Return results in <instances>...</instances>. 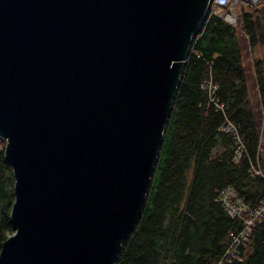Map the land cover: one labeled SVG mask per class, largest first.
<instances>
[{
    "label": "water",
    "instance_id": "1",
    "mask_svg": "<svg viewBox=\"0 0 264 264\" xmlns=\"http://www.w3.org/2000/svg\"><path fill=\"white\" fill-rule=\"evenodd\" d=\"M212 0H0V264H115Z\"/></svg>",
    "mask_w": 264,
    "mask_h": 264
},
{
    "label": "trees",
    "instance_id": "2",
    "mask_svg": "<svg viewBox=\"0 0 264 264\" xmlns=\"http://www.w3.org/2000/svg\"><path fill=\"white\" fill-rule=\"evenodd\" d=\"M208 14L193 38L142 217L124 241L115 264H215L244 227L217 202L231 187L251 210L264 204V4L244 10L237 25ZM252 9V10H250ZM260 48L252 61L259 99L252 101L245 54ZM216 86L210 101L205 81ZM245 147L236 158L233 136L220 130L226 120ZM0 139V250L14 233L11 208L14 175ZM240 260L264 264V216L255 220Z\"/></svg>",
    "mask_w": 264,
    "mask_h": 264
},
{
    "label": "built area",
    "instance_id": "3",
    "mask_svg": "<svg viewBox=\"0 0 264 264\" xmlns=\"http://www.w3.org/2000/svg\"><path fill=\"white\" fill-rule=\"evenodd\" d=\"M238 4H242L243 6L247 7H257L261 4H264V0H214L212 13L223 18L227 23L231 25H237L238 18L233 11L234 7ZM204 85L209 89L210 101L215 102L213 93L216 89V86L212 84L211 80L205 81ZM220 130L233 136L237 147L235 151L236 158L240 159V157L244 154L245 147L235 125L227 119ZM250 170L253 176H264L263 170L259 165H252ZM217 202L221 204V207L232 218H244L243 230L237 235H232V243L224 252L222 258L215 263L229 264L232 259L240 260V251H238V247L247 244L251 231L254 227L255 220H258L264 216V204L256 210H251L231 187H225L219 191Z\"/></svg>",
    "mask_w": 264,
    "mask_h": 264
},
{
    "label": "rangeland",
    "instance_id": "4",
    "mask_svg": "<svg viewBox=\"0 0 264 264\" xmlns=\"http://www.w3.org/2000/svg\"><path fill=\"white\" fill-rule=\"evenodd\" d=\"M248 8L250 7H247V6H243L242 4H238L234 7V14L237 15V20H239L240 22V17L242 15V13L244 12V10H249ZM252 10V9H250ZM245 62L248 66V74H249V85H250V88H251V91H252V101L253 102H256L258 101L259 99V96H258V88H257V83H256V80H255V77H254V70H253V67H252V61L255 57H258L261 55L260 53V48H256L254 51H249L245 54ZM261 106H263V109H264V103H260ZM2 140V139H1ZM3 142L6 143L5 140H3ZM15 182V181H14ZM14 189V188H13ZM12 210V208H11ZM13 235V234H11Z\"/></svg>",
    "mask_w": 264,
    "mask_h": 264
},
{
    "label": "crops",
    "instance_id": "5",
    "mask_svg": "<svg viewBox=\"0 0 264 264\" xmlns=\"http://www.w3.org/2000/svg\"><path fill=\"white\" fill-rule=\"evenodd\" d=\"M257 87H258V85H257Z\"/></svg>",
    "mask_w": 264,
    "mask_h": 264
}]
</instances>
